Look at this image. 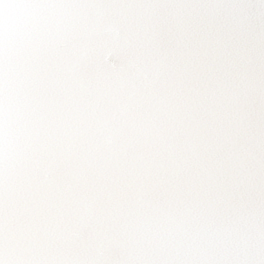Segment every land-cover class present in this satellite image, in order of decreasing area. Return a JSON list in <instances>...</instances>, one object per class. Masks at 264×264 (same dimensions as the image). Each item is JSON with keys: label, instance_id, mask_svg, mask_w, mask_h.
I'll list each match as a JSON object with an SVG mask.
<instances>
[{"label": "snow or ice", "instance_id": "obj_1", "mask_svg": "<svg viewBox=\"0 0 264 264\" xmlns=\"http://www.w3.org/2000/svg\"><path fill=\"white\" fill-rule=\"evenodd\" d=\"M0 264H264V0H0Z\"/></svg>", "mask_w": 264, "mask_h": 264}]
</instances>
